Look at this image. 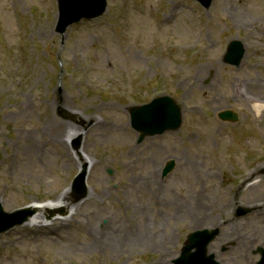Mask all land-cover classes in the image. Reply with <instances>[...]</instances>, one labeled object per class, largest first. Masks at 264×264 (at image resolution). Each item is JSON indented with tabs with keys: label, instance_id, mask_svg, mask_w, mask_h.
<instances>
[{
	"label": "rangeland",
	"instance_id": "374dc122",
	"mask_svg": "<svg viewBox=\"0 0 264 264\" xmlns=\"http://www.w3.org/2000/svg\"><path fill=\"white\" fill-rule=\"evenodd\" d=\"M229 1L203 8L193 0H107L102 17L61 35L56 0H0V264H171L196 231L189 219L194 211L199 219L200 209L206 222L198 230H218L209 248L218 261L257 263L264 173L248 177V170L264 161V114L251 103L264 97V0ZM234 41L245 49L237 67L223 60ZM159 96L173 99L180 123L141 139L130 110ZM227 111L237 121L219 118ZM28 145L35 155L23 153ZM9 155L20 166L13 185L3 181ZM151 170L164 186L160 225L151 222L155 200L140 185ZM82 172L91 198L76 209L85 197L73 180ZM104 178L109 198L95 187ZM56 192L68 193L69 210L51 211L42 223L66 218L62 231L22 227L41 213L29 207L53 205ZM239 208L249 213L237 217ZM111 216L148 236L94 251L77 221L100 229ZM147 218L142 231L136 223ZM149 241L161 245L157 255L144 253Z\"/></svg>",
	"mask_w": 264,
	"mask_h": 264
},
{
	"label": "bare ground",
	"instance_id": "6f19581e",
	"mask_svg": "<svg viewBox=\"0 0 264 264\" xmlns=\"http://www.w3.org/2000/svg\"><path fill=\"white\" fill-rule=\"evenodd\" d=\"M235 0H233L234 2ZM226 4H230L232 3L229 0H225ZM254 83H256V85L252 84L251 88H255L258 87L257 86V81L254 80ZM262 91V90H261ZM252 107L254 108L255 113H262L264 114V97L263 96H258L254 102H251ZM49 121H52V119H49ZM58 126H62L64 130H70V131H75V128L69 124H63L60 121H56ZM111 130V129H110ZM32 139V137H30ZM57 139L59 140V142H63L62 140V133L58 134ZM32 149L34 155V148L32 145H28L23 149V153L28 154V150ZM34 155L30 156L28 159H30V163H32V161L34 160ZM8 161L6 164V168L3 170V172L5 173V177L3 179V181L6 184H10L15 183V180H13L12 178L15 176V172L20 168L19 164H18V159H14V155H9L6 157H4L3 161ZM67 160V165H74L73 163V159L71 156L66 158ZM84 159L82 158V161ZM27 164V165H30ZM264 165V164H263ZM157 172H155V170H151L150 172H148L144 178H141L140 182H141V186H143L144 188H146V191H149V193L151 192V196L153 197V199L155 200V205L157 207V210L155 211V217H151L154 219H150L147 218L145 220H143V224H139L136 223V226L139 227V229L143 230H147L149 229L151 226L150 220L151 222H153L154 225L157 224H161V214L162 211L160 209V207L163 205L162 202V196H163V190H164V186L163 183H161L160 181L157 180ZM259 176V174L257 175V177ZM19 177V175H18ZM21 179H23L22 177H20ZM105 178L104 179H99L97 180L98 184L95 185L96 188L100 187V192H99V196L100 197H104V198H109L112 196L111 190L108 187H104L103 189V183L105 184ZM64 181L62 182V185H64ZM10 188V187H9ZM153 188V189H151ZM153 190V191H151ZM60 192H56V193H52L50 194L52 196V200H56V203H54L53 205H44L41 207H35V206H30L29 207V211H41V213H39L38 215H36L32 221L29 219L27 221V223H25L22 227L24 228H28L29 230H32L34 228H36L35 230H39L42 227L48 229L49 231H53L55 230L56 232H58L60 229L62 231V229L64 228V226L67 225L68 223V219H64V218H54V220H52L50 222V224H44L42 223V219L44 216L48 215V213H51V211H59L61 209H65V210H69V206L71 205L70 200H72L71 198L68 197V193L66 194H59ZM49 195V196H50ZM64 195V196H63ZM124 196L128 197L130 196L129 192L125 191L123 193ZM63 196V197H62ZM62 197V198H61ZM91 198V196H86L85 200L83 202H81V204L76 205V209H80L89 199ZM164 200V199H163ZM0 203L2 205H5V203L3 201L0 200ZM123 204L125 205V209H128L129 207V203L128 201L123 202ZM143 206V205H141ZM159 207V208H158ZM200 209V207H199ZM203 210V212H202ZM205 209H200L199 214L200 217L198 219L197 214H195L197 211H194L191 213L192 218H190L189 220L191 221L190 226H192L193 230L198 231V229L200 228V224L201 223H205L202 220L203 215H206V212L204 211ZM190 213V212H189ZM195 214V215H194ZM76 215V213L72 216L71 215V221L74 220L73 217ZM96 215V214H94ZM92 215V216H94ZM99 217V215H97ZM97 216L95 218V220L97 219ZM142 217V216H141ZM147 217V215L145 216ZM41 219V220H40ZM109 225L106 226V228H100L92 225L88 222V221H84L83 219H80L77 221V224H79L80 226H84L87 227L86 229V233H87V237H88V242L90 243V247L94 250V251H107L109 248H113V247H118L119 244H121L122 242H124L126 244V246H130L131 242L133 241H139L142 240L144 238H146L148 235H145V233L142 232H137V233H133L132 229H130V227H128L130 225V223L128 221H123L122 223L121 220L117 221L116 219H114L113 216L109 217ZM149 220V222L146 223V221ZM40 220V222H39ZM137 220V219H136ZM35 221V223H34ZM31 222H33V224H31ZM93 222V220H92ZM94 223V222H93ZM150 223V225L148 224ZM125 224V225H124ZM145 224V225H144ZM148 224V225H147ZM194 226V227H193ZM50 235H55L52 232L50 233ZM57 236V235H56ZM147 243H152L151 241L147 242ZM149 244V245H150ZM211 247V245L209 246V248Z\"/></svg>",
	"mask_w": 264,
	"mask_h": 264
},
{
	"label": "water",
	"instance_id": "95a60500",
	"mask_svg": "<svg viewBox=\"0 0 264 264\" xmlns=\"http://www.w3.org/2000/svg\"><path fill=\"white\" fill-rule=\"evenodd\" d=\"M203 7H208L212 0H196ZM58 22L57 33L63 34L68 26L79 22L81 19H91L100 16L106 9V0H57ZM244 49L239 42H232L225 55L224 61L228 64L238 66L243 58ZM222 119L235 121L237 118L230 112L220 114ZM131 122L133 128L141 133V139L147 135L161 134L165 130L178 127L179 110L178 106L169 98L161 97L153 100L150 104L135 108L131 111ZM173 162H170L163 171V175L171 172ZM84 175L76 181V189L82 198L85 195L83 185ZM80 189V190H79ZM240 211L239 214H245ZM218 235V230L196 232L188 239L189 246L181 257L173 261V264H219L214 261V256H207V246ZM196 249L191 254L190 250ZM261 261L264 264V249L259 248Z\"/></svg>",
	"mask_w": 264,
	"mask_h": 264
},
{
	"label": "flooded vegetation",
	"instance_id": "af4514ba",
	"mask_svg": "<svg viewBox=\"0 0 264 264\" xmlns=\"http://www.w3.org/2000/svg\"><path fill=\"white\" fill-rule=\"evenodd\" d=\"M162 247L160 244H157L155 241L149 245V251H146L144 253L150 254V255H157L158 250H161Z\"/></svg>",
	"mask_w": 264,
	"mask_h": 264
}]
</instances>
